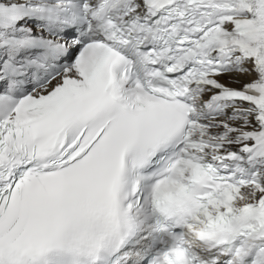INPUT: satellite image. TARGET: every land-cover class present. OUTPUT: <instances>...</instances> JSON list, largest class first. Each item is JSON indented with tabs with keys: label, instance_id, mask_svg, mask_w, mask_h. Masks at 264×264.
Masks as SVG:
<instances>
[{
	"label": "snow or ice",
	"instance_id": "obj_1",
	"mask_svg": "<svg viewBox=\"0 0 264 264\" xmlns=\"http://www.w3.org/2000/svg\"><path fill=\"white\" fill-rule=\"evenodd\" d=\"M0 264H264V0H0Z\"/></svg>",
	"mask_w": 264,
	"mask_h": 264
}]
</instances>
